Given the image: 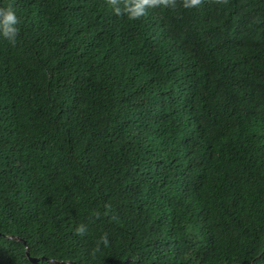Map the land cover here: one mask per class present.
Here are the masks:
<instances>
[{
	"label": "trees",
	"instance_id": "trees-1",
	"mask_svg": "<svg viewBox=\"0 0 264 264\" xmlns=\"http://www.w3.org/2000/svg\"><path fill=\"white\" fill-rule=\"evenodd\" d=\"M9 5L0 264H264V0Z\"/></svg>",
	"mask_w": 264,
	"mask_h": 264
},
{
	"label": "clouds",
	"instance_id": "clouds-1",
	"mask_svg": "<svg viewBox=\"0 0 264 264\" xmlns=\"http://www.w3.org/2000/svg\"><path fill=\"white\" fill-rule=\"evenodd\" d=\"M176 2L177 0H108L111 10L116 16H124L131 21L139 20L153 8L173 9L176 6ZM181 3L182 7L190 9L198 6L201 0H181ZM18 25L19 19L13 7L10 5L0 7V37L14 42L18 33ZM74 232L77 236H85L88 232V227L84 223L77 224ZM101 240L106 242L105 237H101Z\"/></svg>",
	"mask_w": 264,
	"mask_h": 264
},
{
	"label": "water",
	"instance_id": "water-1",
	"mask_svg": "<svg viewBox=\"0 0 264 264\" xmlns=\"http://www.w3.org/2000/svg\"><path fill=\"white\" fill-rule=\"evenodd\" d=\"M25 253H26V255H28V254H27V250H25ZM36 259H38V258L30 257V256H29V260H31V261H33V262L36 261ZM66 263H70V262H66Z\"/></svg>",
	"mask_w": 264,
	"mask_h": 264
}]
</instances>
